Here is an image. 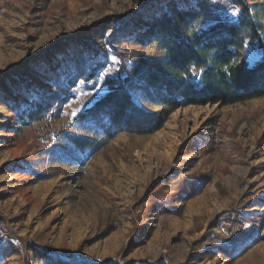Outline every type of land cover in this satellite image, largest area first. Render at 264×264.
<instances>
[{"label": "rangeland", "instance_id": "1", "mask_svg": "<svg viewBox=\"0 0 264 264\" xmlns=\"http://www.w3.org/2000/svg\"><path fill=\"white\" fill-rule=\"evenodd\" d=\"M155 1L0 0V264H264V96L143 135L77 121L132 51L155 54L130 42Z\"/></svg>", "mask_w": 264, "mask_h": 264}, {"label": "trees", "instance_id": "2", "mask_svg": "<svg viewBox=\"0 0 264 264\" xmlns=\"http://www.w3.org/2000/svg\"><path fill=\"white\" fill-rule=\"evenodd\" d=\"M154 4L146 15L148 22L130 42L152 46L155 54L132 51L130 62L122 66L126 74L108 78L107 92L77 121L91 123L109 137L123 131L143 135L160 129L183 105L232 104L264 96V0H195L194 5L190 0H156ZM129 26L125 23L116 33L129 32ZM86 64L83 60L81 66ZM59 88L60 95L66 93ZM136 93L156 109L137 104ZM65 95L63 100L68 98ZM58 96L48 93L39 98L30 117L44 114ZM71 141L83 150L96 143L80 136Z\"/></svg>", "mask_w": 264, "mask_h": 264}, {"label": "bare ground", "instance_id": "3", "mask_svg": "<svg viewBox=\"0 0 264 264\" xmlns=\"http://www.w3.org/2000/svg\"><path fill=\"white\" fill-rule=\"evenodd\" d=\"M212 107L215 108V109H214L215 112H217V113L220 112V110H218V109L216 108V104H213Z\"/></svg>", "mask_w": 264, "mask_h": 264}]
</instances>
